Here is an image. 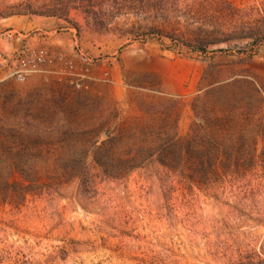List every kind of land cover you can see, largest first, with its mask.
Returning a JSON list of instances; mask_svg holds the SVG:
<instances>
[{
	"label": "rangeland",
	"instance_id": "1",
	"mask_svg": "<svg viewBox=\"0 0 264 264\" xmlns=\"http://www.w3.org/2000/svg\"><path fill=\"white\" fill-rule=\"evenodd\" d=\"M229 1L254 19L264 0ZM182 3L164 23L86 19L76 0H0V52L53 60L0 82V264H264V117L241 116L254 161L223 193L167 180L154 162L202 122L190 103L258 112L264 98V44L194 52L147 35L193 37L201 24ZM205 10L206 24L224 22Z\"/></svg>",
	"mask_w": 264,
	"mask_h": 264
},
{
	"label": "trees",
	"instance_id": "2",
	"mask_svg": "<svg viewBox=\"0 0 264 264\" xmlns=\"http://www.w3.org/2000/svg\"><path fill=\"white\" fill-rule=\"evenodd\" d=\"M184 1L76 0L77 5L74 8L82 12L86 19L90 16L99 18L100 14L104 15L106 12L109 16L134 14L168 23L177 13H181L180 6ZM190 4L184 5L187 7L186 14L193 22L201 24L193 31V37L174 36L170 31L155 26L146 27L147 35H155L160 42L162 38H168L173 45H181L194 52H204L209 44L230 39H247L252 47L264 44V1L260 3L258 16L254 19H246L244 12L229 0H191ZM211 6L224 18L223 23L213 21V16H210L207 24L201 19V14L206 19L203 13L206 11L205 7ZM49 15L59 16L57 13ZM73 25L76 29L79 28L77 24ZM256 96L258 112H252L249 108L219 111L206 100L199 107L193 102L190 103L193 113L203 116L202 122H193L184 135L175 133L171 139L163 141L166 151H156L157 155L154 154V162L164 169L167 180L204 186L217 194L225 191V185L238 182L239 173L247 171L254 161V156L248 152L251 151V139L245 133L248 124L241 116L258 114L264 117V98L257 94ZM258 162L264 163V159ZM28 186L22 189L24 197L32 194Z\"/></svg>",
	"mask_w": 264,
	"mask_h": 264
},
{
	"label": "built area",
	"instance_id": "3",
	"mask_svg": "<svg viewBox=\"0 0 264 264\" xmlns=\"http://www.w3.org/2000/svg\"><path fill=\"white\" fill-rule=\"evenodd\" d=\"M53 63L43 48L23 46L8 55L0 52V82L14 80L25 82L31 75L42 73ZM68 68H72L69 64Z\"/></svg>",
	"mask_w": 264,
	"mask_h": 264
}]
</instances>
